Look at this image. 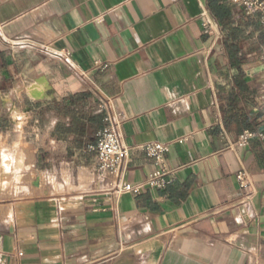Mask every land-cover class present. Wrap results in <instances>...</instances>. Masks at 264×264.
<instances>
[{
    "label": "crops",
    "instance_id": "0c3cea01",
    "mask_svg": "<svg viewBox=\"0 0 264 264\" xmlns=\"http://www.w3.org/2000/svg\"><path fill=\"white\" fill-rule=\"evenodd\" d=\"M217 4L231 23L209 0H0V88L17 80L0 114L47 165L29 197L21 159L0 170V184L13 177L0 264H264L263 144L236 147L226 122L228 29L246 17ZM242 73L264 121L258 76ZM105 111L129 149L119 183L138 194L116 193L88 150ZM153 142L168 147L163 190L144 186L156 165L137 147Z\"/></svg>",
    "mask_w": 264,
    "mask_h": 264
},
{
    "label": "built area",
    "instance_id": "2783aa9c",
    "mask_svg": "<svg viewBox=\"0 0 264 264\" xmlns=\"http://www.w3.org/2000/svg\"><path fill=\"white\" fill-rule=\"evenodd\" d=\"M228 1L245 17H251L256 20L264 29V0ZM204 26L208 33L210 25L205 24ZM253 140L260 141L264 148V127L257 131H244L240 135L236 147L245 148ZM184 141L185 140L182 142ZM137 148L141 150L147 158L153 160L156 165L154 171L149 174L144 186L149 189L163 190L167 184H169L167 177L170 175L165 161V156L168 152L167 145L153 142L141 145ZM88 150L94 154L99 175L102 177H113L115 179L110 186L116 193L130 192L138 194L140 192L143 186L130 184L120 185L119 183V177L128 157L129 149L121 145L116 123L110 113L105 111L103 126L96 132L95 142L88 147ZM235 179L241 189H249L250 177L247 172L243 170L237 172Z\"/></svg>",
    "mask_w": 264,
    "mask_h": 264
},
{
    "label": "rangeland",
    "instance_id": "374dc122",
    "mask_svg": "<svg viewBox=\"0 0 264 264\" xmlns=\"http://www.w3.org/2000/svg\"><path fill=\"white\" fill-rule=\"evenodd\" d=\"M238 31L240 32L237 34V38L240 41V47L242 49L241 57H243L244 65L261 62L264 66V29L262 28V26L253 18L246 17L244 19L242 27ZM255 76L258 77L253 82V85L258 88V97L264 109V71ZM15 81L17 80L12 81L11 83H6V89L9 90L10 88H13L15 86ZM6 89L0 88L2 92ZM4 107L6 106H3L0 102V111H2ZM31 124L32 123L30 119L26 120L25 128L31 129ZM14 131V125L11 123V121L8 120L6 115L1 112L0 152L6 151L11 156V159L8 161L9 163H14L17 159H21L22 162H24V164L26 165L25 168H19V172L23 173L24 171L23 174L25 176V180L22 187L24 188V190H26L27 195H23L20 197H29L33 195V183L36 182L35 178H37L35 169L38 166L43 169L46 168L47 165H40V162L44 160L40 155L38 156V154H40V152L43 150L42 143L40 144L41 147L38 148L39 144L37 140L32 139L30 136L17 137L18 134ZM6 132L8 136L5 135ZM1 169L2 166H0V170ZM12 178L8 181L2 182L0 184V189H8L12 184ZM5 182L7 183L5 184Z\"/></svg>",
    "mask_w": 264,
    "mask_h": 264
},
{
    "label": "trees",
    "instance_id": "16d2710c",
    "mask_svg": "<svg viewBox=\"0 0 264 264\" xmlns=\"http://www.w3.org/2000/svg\"><path fill=\"white\" fill-rule=\"evenodd\" d=\"M220 0H209L211 5L216 6V16L221 21L231 23L233 16L230 9H224L217 4ZM240 27L228 29L229 40H227V54L230 65L237 70V74L232 78V87L227 92V131L236 135H241L244 131H257L264 125L263 113L260 111L255 101L256 91L250 89L244 81L242 73L243 57L241 54L240 41L237 34ZM256 144H261L258 140H253Z\"/></svg>",
    "mask_w": 264,
    "mask_h": 264
},
{
    "label": "clouds",
    "instance_id": "9594fccd",
    "mask_svg": "<svg viewBox=\"0 0 264 264\" xmlns=\"http://www.w3.org/2000/svg\"><path fill=\"white\" fill-rule=\"evenodd\" d=\"M13 117H14V119H16V120H23L24 119V116H23V114H16V113H14L13 114ZM11 159V156L6 152V151H4V152H0V166H2L3 167V170H4V172L7 174V173H9L10 171H11V167H10V165L8 164V161ZM19 178H20V173H19V171H17L16 172V176H15V179L16 180H19ZM7 182H5V184H6Z\"/></svg>",
    "mask_w": 264,
    "mask_h": 264
},
{
    "label": "water",
    "instance_id": "95a60500",
    "mask_svg": "<svg viewBox=\"0 0 264 264\" xmlns=\"http://www.w3.org/2000/svg\"><path fill=\"white\" fill-rule=\"evenodd\" d=\"M242 69L247 76H255L264 71V66L261 62H256L253 64H246Z\"/></svg>",
    "mask_w": 264,
    "mask_h": 264
}]
</instances>
